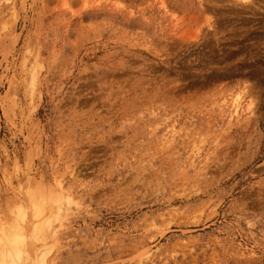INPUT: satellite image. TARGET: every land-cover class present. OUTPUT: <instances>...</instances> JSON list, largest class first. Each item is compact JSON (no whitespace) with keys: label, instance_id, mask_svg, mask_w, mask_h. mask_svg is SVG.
Listing matches in <instances>:
<instances>
[{"label":"rangeland","instance_id":"obj_1","mask_svg":"<svg viewBox=\"0 0 264 264\" xmlns=\"http://www.w3.org/2000/svg\"><path fill=\"white\" fill-rule=\"evenodd\" d=\"M16 223L21 264H264V0H0V264Z\"/></svg>","mask_w":264,"mask_h":264},{"label":"bare ground","instance_id":"obj_2","mask_svg":"<svg viewBox=\"0 0 264 264\" xmlns=\"http://www.w3.org/2000/svg\"><path fill=\"white\" fill-rule=\"evenodd\" d=\"M243 1H247V0H243ZM239 106L237 105L236 107H235V110L238 108ZM237 112V111H236ZM19 214V213H18ZM17 214V215H18ZM21 214V213H20ZM21 216H22V214H21ZM20 216V217H21ZM18 217V216H17ZM21 218H23L24 219V217L22 216ZM15 219V218H14ZM20 219V218H19ZM16 222V221H15ZM14 222V223H15ZM22 222H23V220H22ZM21 229H22V226H20V224L18 223H16L15 224V226H14V229H12V230H9L8 232H5V234L2 236V242H4V247H3V249H4V252H6L7 254H8V256H9V258H10V260H11V264H21L22 263V260H21V258H22V256L25 254V252H27L28 250L29 251H31L30 250V248H28L29 246L28 245H30V247H32L31 246V244H27L26 243V241H25V239H23L22 237H23V235L21 234ZM38 236V235H37ZM36 237V236H35ZM45 243V242H44ZM34 245V244H33ZM43 245V244H42ZM26 248H28V249H26ZM35 248V247H34ZM42 248H43V246H42ZM39 250V249H38ZM3 251V250H2ZM27 253H29V252H27ZM2 255H6L5 253H3ZM26 255V254H25ZM29 255V254H28ZM2 257V256H1ZM26 259V258H25ZM5 259L3 258V260L2 261H4ZM23 261H24V259H23ZM41 261V260H40ZM40 261H39V263L38 264H41V263H43L44 262V260H43V262H41L40 263ZM33 263V262H32ZM44 264V263H43Z\"/></svg>","mask_w":264,"mask_h":264}]
</instances>
